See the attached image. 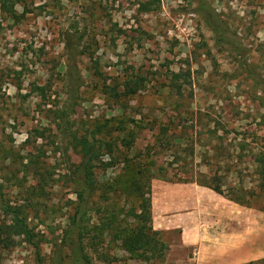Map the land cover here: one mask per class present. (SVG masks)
<instances>
[{"label": "rangeland", "instance_id": "374dc122", "mask_svg": "<svg viewBox=\"0 0 264 264\" xmlns=\"http://www.w3.org/2000/svg\"><path fill=\"white\" fill-rule=\"evenodd\" d=\"M13 2L14 18L0 3V149H13L0 161V183L3 198L24 206L35 237L31 244L14 235L12 245L0 248V264H53L56 253L62 264H74L76 231L75 243L62 241L84 184L73 135L92 132L112 144L111 155L99 160L112 158L113 165L99 161L94 185L85 187L82 242L90 263L82 264H195L197 246L182 247L184 231L209 250L220 242L226 247L218 237L228 233L236 251L250 256L243 263L263 259L264 210L228 202L196 183L153 178L151 221L128 213L139 211L137 195L147 190L139 171L154 158L164 125L170 123V133L188 131L187 152L197 170H206L203 130L218 121L240 132L254 130L258 136L249 133L247 140L264 147V0ZM177 71L190 73L177 83L184 95L179 104L170 80ZM127 80L138 88L133 95H124ZM186 108L195 112L193 119L178 121V109ZM237 136L225 137L224 154H234ZM161 155L157 163L166 165L168 157ZM246 155L223 165L242 173L227 175L228 183L242 179L250 186L256 178ZM154 242L165 258L147 262L143 256Z\"/></svg>", "mask_w": 264, "mask_h": 264}, {"label": "trees", "instance_id": "16d2710c", "mask_svg": "<svg viewBox=\"0 0 264 264\" xmlns=\"http://www.w3.org/2000/svg\"><path fill=\"white\" fill-rule=\"evenodd\" d=\"M0 3L6 5V11L11 13L10 15L14 18L15 12L12 5L14 4L13 0H0ZM208 19L213 22L212 18L208 17ZM219 28L220 26H213V30L219 35V39H221L222 35ZM72 51L73 49L70 51V54H72ZM189 77L190 73L184 71L171 72L170 74L171 83L178 87L176 104H179L184 96L180 90V86L177 83L181 79L188 80ZM77 81L78 78L73 77L72 82L77 83ZM130 82L131 81L129 80L124 82L126 89H124V95H133L138 91V88L133 86V84ZM71 94V97L74 98V91L71 92ZM178 112V121L182 122L188 119L192 120L194 117L193 115H195V112L190 108L183 110L178 109ZM197 116L201 117L203 114L197 112ZM169 131L170 123L160 128L156 148L151 153L154 158L152 157L151 161L145 164L143 166L144 168L139 171L140 180L144 182L147 190L145 193L137 195L141 199L138 206L139 211H136L135 207H132L129 210L128 216L139 222L141 220H146L148 222L151 221L150 181L153 178H158L173 183H196L199 186H203L212 190L231 202L238 203L246 207L264 210V147H254V145L252 146L251 142L247 140L246 136L249 133H251L253 136H258L254 130L240 132L238 128L229 127L220 123L219 121L217 124L205 128L203 132L206 137H208V142L205 144L206 150L204 155H201L200 157L201 164L206 167L205 171L195 169L196 165L192 158L193 155L188 154L187 152L188 145L192 146V140H190L191 137L187 136L188 131L184 128L183 130L180 129V134H174V132L170 133ZM230 132L235 133V136H241L239 138L238 136L233 138L234 141L236 140V144L232 146L234 153L233 155L231 154L230 149H228V152L224 154L223 150L227 149V146H222L225 141V137ZM73 143L79 148V152L83 158V161L78 166V170L82 175V182L84 184L83 187L76 192L79 208L77 207L75 210V213L71 218V223L68 226L69 229L65 232L62 241L64 243L68 242L69 244L75 243L71 236L72 233L76 231L77 241L75 244L76 250H78V258H75L74 264H82L81 262H90L88 256L84 253L82 242L84 238V232H82V229H84L82 227V222L84 221L83 219L86 211L82 210L80 205L86 201L85 187L88 186L91 188L94 185L93 169L95 167H99L98 163L99 161L101 163V160H99L101 155H111L113 146L110 142L97 138L95 132L82 136L73 135ZM249 153L250 156L248 158H250L254 163V169L252 172L253 175H256V178H254L252 184L250 186H245L242 179L234 180L233 183H228L226 179L227 175L233 172L235 174L237 173L240 178L242 173L239 170L231 169L232 164L223 167V165L226 164L225 162L229 161V158L235 163L242 162V160L247 157L246 154ZM12 154L13 149H0V161L9 158ZM161 154L168 157L166 165L157 163V157ZM101 165H104L106 168L112 166V158L108 162L101 163ZM167 167H170L172 170L175 169L176 172L167 170ZM27 169V165L23 166V170ZM222 169H225L224 171L226 174L220 173V171L222 172ZM10 177L16 178L15 172H12ZM145 194H147L146 197ZM3 197V185L0 183V248H7L12 245L13 237L17 234L23 235L27 242L34 244L33 239L35 234L32 232V229L26 222V216L22 210L24 206L13 205L9 200ZM132 232H134V230ZM140 237H142V233L140 234ZM140 237L139 241L143 243V240ZM122 241L124 240L122 239ZM154 243L149 247L145 246L147 247V253L149 254L143 256V259L147 262H150L153 257H157L162 261L165 258L164 255L158 253L159 248L156 247L158 243ZM160 245H163L162 248L165 247V250H169L168 245H165V243ZM126 250L129 252L131 251L129 248ZM53 264H62V259L58 253L53 256ZM243 264H264V258L257 261H249Z\"/></svg>", "mask_w": 264, "mask_h": 264}, {"label": "crops", "instance_id": "0c3cea01", "mask_svg": "<svg viewBox=\"0 0 264 264\" xmlns=\"http://www.w3.org/2000/svg\"><path fill=\"white\" fill-rule=\"evenodd\" d=\"M179 202L181 203V201ZM228 202L231 201L228 200ZM222 224L226 225V228H230L228 220H223ZM219 240H226L227 246L224 247L225 245L223 244V242H220ZM230 240L232 245H230V243L228 242ZM218 241L220 242V244L216 249L209 250L206 248V244L202 248L201 246L204 244V242H200L199 237H192L184 231L181 238V245L185 249L197 246L194 254L195 256L193 257V262L195 264H240L247 261L248 258L250 259L249 255L246 256V253L236 251L235 240H233L228 233H225L223 236L218 237Z\"/></svg>", "mask_w": 264, "mask_h": 264}]
</instances>
